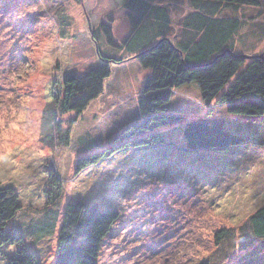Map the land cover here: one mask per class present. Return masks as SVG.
Segmentation results:
<instances>
[{"label": "rangeland", "instance_id": "rangeland-1", "mask_svg": "<svg viewBox=\"0 0 264 264\" xmlns=\"http://www.w3.org/2000/svg\"><path fill=\"white\" fill-rule=\"evenodd\" d=\"M125 1L0 0V183L15 190L20 207L7 228L23 235L41 264H54L68 202L94 201L119 213L98 264H199L215 251L216 232L234 234L264 205V116L229 115L216 99L203 102L194 83L173 91L168 111L182 119L159 130L163 144L117 153L77 172L80 156L110 147L138 119L148 72L124 49L132 28ZM163 2L169 4L167 34L175 40L190 35L182 33L190 1ZM223 14L243 21L233 36L234 53L264 55V0ZM98 53L121 60L81 114L57 118L50 143L47 105L63 75L97 66ZM197 119L219 121L253 145L187 151L183 129ZM17 251L1 246L0 264ZM227 255L218 264H264V240Z\"/></svg>", "mask_w": 264, "mask_h": 264}, {"label": "trees", "instance_id": "trees-1", "mask_svg": "<svg viewBox=\"0 0 264 264\" xmlns=\"http://www.w3.org/2000/svg\"><path fill=\"white\" fill-rule=\"evenodd\" d=\"M189 1L191 12L183 20L182 33H192L176 40L167 34L171 29L168 3L163 0H126L123 4L132 25L124 49L133 54L142 69L148 72L140 87L138 119L125 126L110 147L80 156L76 162L77 172L117 153L163 144L159 130L182 119L180 114L168 111L171 95L186 84L194 83L203 102L216 99L229 115L264 116V106L261 105L264 103V62L261 58L235 57L233 36L243 21L239 16L223 14L225 10L233 11L240 6H259L261 0ZM105 35L111 39L110 30L106 29ZM225 49L232 54L225 53ZM98 55L101 63L97 66L80 74L70 72L63 75L60 91L52 96L43 117L44 136L49 134L50 143L53 142V133L58 130L60 119L57 118L68 112L81 114L101 95L103 83L112 73L111 66L121 60L103 53ZM182 138L187 151L228 152L252 144L240 134L224 130L219 121L210 123L206 119L187 123ZM64 139L67 144L68 137ZM19 208L15 190L0 183V247H18L7 264H41L37 255L24 247L23 235L7 228ZM118 218V212L100 208L94 201L68 202L58 229L54 264H98L102 243ZM42 232L47 233L44 229ZM215 240V251L199 264H218L221 258L228 257V252L247 250L263 241L264 205L248 216L237 232L232 234L229 229H222L216 232Z\"/></svg>", "mask_w": 264, "mask_h": 264}, {"label": "water", "instance_id": "water-1", "mask_svg": "<svg viewBox=\"0 0 264 264\" xmlns=\"http://www.w3.org/2000/svg\"><path fill=\"white\" fill-rule=\"evenodd\" d=\"M224 52L232 54L229 49H225ZM234 55H235V57L240 58V59L261 58L264 62V55L263 54H258V55L234 54Z\"/></svg>", "mask_w": 264, "mask_h": 264}]
</instances>
